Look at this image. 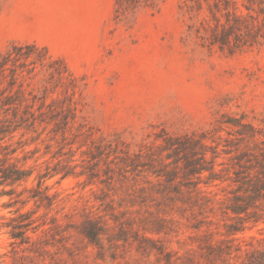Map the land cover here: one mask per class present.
<instances>
[{"label":"rangeland","instance_id":"374dc122","mask_svg":"<svg viewBox=\"0 0 264 264\" xmlns=\"http://www.w3.org/2000/svg\"><path fill=\"white\" fill-rule=\"evenodd\" d=\"M183 1L156 0L153 7L121 9L116 0H0V53L31 45L37 48L32 56L58 61L54 67L70 75L59 82L38 63L27 64L34 67L31 74L21 73L27 97L47 94L46 103L62 100L66 88L74 86L77 117L67 132L69 141L83 124L93 139L117 138L137 152L163 130L184 134L211 129L222 115L241 113L264 133V49L230 55L203 46L189 28L197 22L181 10ZM4 87L6 82L0 85ZM20 135L12 142L25 143V152L39 149L34 156H41L46 144L50 151L56 149L45 133L36 141L35 133ZM216 136L222 138L221 149L229 136L226 131ZM81 141L76 137L71 148L74 161L69 165H77L72 168L76 173L89 166L88 157L81 155L86 147L78 149ZM257 142H247V172L253 175L261 171V158L253 150ZM231 158L220 151L217 164L222 165L216 170L223 180L200 184L199 193L184 188L170 192L147 173L124 178L117 169L107 185L102 183L103 164L92 181L77 175L46 180L42 187L56 196V205L52 211L32 201L22 207V212H34L40 227L28 232V243H15L8 225L21 206L14 201L26 195L16 194L36 185L45 160L50 166L57 162L42 157L15 195L0 197V264L245 263L247 253L264 250V200L249 214L228 209L236 190L228 178L239 169H233ZM33 165L29 161L26 166ZM85 216L105 228L97 243L79 233ZM219 246L230 248V254L216 255Z\"/></svg>","mask_w":264,"mask_h":264},{"label":"trees","instance_id":"16d2710c","mask_svg":"<svg viewBox=\"0 0 264 264\" xmlns=\"http://www.w3.org/2000/svg\"><path fill=\"white\" fill-rule=\"evenodd\" d=\"M116 3L119 8L128 9L136 6L153 7L156 0H116ZM181 10L190 20L197 22V25L189 28L194 30L201 44L207 48H217L230 55L249 49H264V0H184ZM31 51H37V48L25 45L0 53V85L6 82V87L0 88V197L15 195V188L31 179L42 157L48 156L49 160L57 162L50 166L45 160L44 169L35 178L36 185L24 187L16 194V197L26 195L14 201L21 206L13 211L15 216L10 218L8 225L10 237L15 243H28V232L36 233L40 227L33 218L34 212H22V207L32 201L38 208L52 211L56 205V196L48 192L47 186L42 187L43 182L54 177L62 180L70 175L85 176L92 181L95 169L100 164L105 165V180L102 183L107 185L117 169L124 178L127 174L147 173L170 192L178 193L184 188L188 192L199 193L200 184L210 185L223 180L216 170L217 165H222L217 164L222 151L231 155L233 169L239 168L234 169V176L228 178L236 186L232 205L228 209L236 215L249 214L251 209L255 211L258 208V201L264 200V133L249 122L244 113L238 116L222 115L211 129H198L184 134H169L163 130L155 142L142 145L137 152H131L128 145L117 138L95 140L88 130H84L83 124H78L75 138H82L78 149L86 147L81 155L88 157L89 166L78 173L72 172V168L77 166L69 165L74 161L71 148L75 138L69 141L67 132L77 117L75 88H66V96L62 100H51L50 103H46L47 94L37 97L29 92L31 97L28 98L21 73L26 71L31 74L34 67L30 69L27 64L38 63L50 78L59 82L70 77L65 70L54 67L58 61L43 55L35 58ZM220 131H226L229 136V139L222 140L224 145L221 149L222 138L216 136ZM16 133H21V137L35 133L32 141L45 133L49 141H55L56 149L50 151L51 145L46 144L41 156H34L39 149L25 152V143L12 142ZM258 137L263 139L257 142ZM250 141L257 142L253 150H257V156L261 158L258 175H253L250 169L247 172L251 157L247 142ZM19 152L22 156H18ZM29 161H33L34 165L27 167ZM52 223L56 232H61L55 218H52ZM104 232L102 223L88 216L82 221V229L79 230L90 244L97 243ZM227 251L230 248L224 250L220 246L214 250L216 255H229ZM168 261H171L170 258ZM242 264H264V250L247 253V262Z\"/></svg>","mask_w":264,"mask_h":264}]
</instances>
